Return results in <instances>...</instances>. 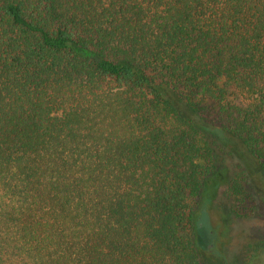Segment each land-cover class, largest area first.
Returning <instances> with one entry per match:
<instances>
[{"label": "trees", "instance_id": "trees-1", "mask_svg": "<svg viewBox=\"0 0 264 264\" xmlns=\"http://www.w3.org/2000/svg\"><path fill=\"white\" fill-rule=\"evenodd\" d=\"M222 134L264 174V0H0V264H202Z\"/></svg>", "mask_w": 264, "mask_h": 264}, {"label": "rangeland", "instance_id": "rangeland-1", "mask_svg": "<svg viewBox=\"0 0 264 264\" xmlns=\"http://www.w3.org/2000/svg\"><path fill=\"white\" fill-rule=\"evenodd\" d=\"M222 135L212 140L216 170L207 178L198 203L197 224L208 234L205 241L199 239L202 264H264V174L237 140ZM242 169L256 201L254 213L245 218L230 213L227 196L232 174Z\"/></svg>", "mask_w": 264, "mask_h": 264}]
</instances>
